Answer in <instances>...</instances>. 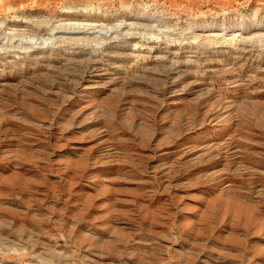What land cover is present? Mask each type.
I'll return each instance as SVG.
<instances>
[{
	"label": "rangeland",
	"instance_id": "1",
	"mask_svg": "<svg viewBox=\"0 0 264 264\" xmlns=\"http://www.w3.org/2000/svg\"><path fill=\"white\" fill-rule=\"evenodd\" d=\"M0 264H264V0H0Z\"/></svg>",
	"mask_w": 264,
	"mask_h": 264
}]
</instances>
